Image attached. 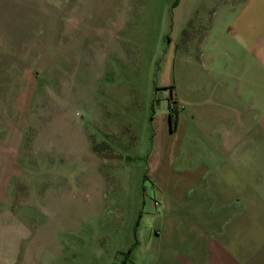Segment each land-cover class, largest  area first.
<instances>
[{
	"label": "rangeland",
	"instance_id": "374dc122",
	"mask_svg": "<svg viewBox=\"0 0 264 264\" xmlns=\"http://www.w3.org/2000/svg\"><path fill=\"white\" fill-rule=\"evenodd\" d=\"M191 4L29 0L1 12L0 264H71L74 244L105 253L126 232L127 251L133 230L142 246L159 230L160 179L174 181L184 157L168 114L183 112Z\"/></svg>",
	"mask_w": 264,
	"mask_h": 264
},
{
	"label": "crops",
	"instance_id": "0c3cea01",
	"mask_svg": "<svg viewBox=\"0 0 264 264\" xmlns=\"http://www.w3.org/2000/svg\"><path fill=\"white\" fill-rule=\"evenodd\" d=\"M26 1L0 0V54L8 42L1 12L23 10ZM191 6V70L177 69L186 78L176 87L183 112L175 140L184 157L174 181L160 179L159 230L148 231L146 246L133 230L125 263L126 232L114 233L105 253L74 244L82 259L66 262L264 264V0Z\"/></svg>",
	"mask_w": 264,
	"mask_h": 264
},
{
	"label": "trees",
	"instance_id": "16d2710c",
	"mask_svg": "<svg viewBox=\"0 0 264 264\" xmlns=\"http://www.w3.org/2000/svg\"><path fill=\"white\" fill-rule=\"evenodd\" d=\"M168 120H169V123H170V131L171 132H174L175 131V128H176V124H177V120H178V117H177V114L175 112H172L170 111L169 114H168ZM134 247V246H133ZM132 248H130L125 254H124V260L123 262L125 263V261L130 257L131 253H132Z\"/></svg>",
	"mask_w": 264,
	"mask_h": 264
},
{
	"label": "water",
	"instance_id": "95a60500",
	"mask_svg": "<svg viewBox=\"0 0 264 264\" xmlns=\"http://www.w3.org/2000/svg\"><path fill=\"white\" fill-rule=\"evenodd\" d=\"M169 126H170V123H169Z\"/></svg>",
	"mask_w": 264,
	"mask_h": 264
}]
</instances>
